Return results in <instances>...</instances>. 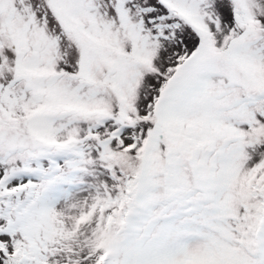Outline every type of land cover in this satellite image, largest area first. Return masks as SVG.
<instances>
[{"label":"rangeland","instance_id":"1","mask_svg":"<svg viewBox=\"0 0 264 264\" xmlns=\"http://www.w3.org/2000/svg\"><path fill=\"white\" fill-rule=\"evenodd\" d=\"M106 248L264 264V0H0V264Z\"/></svg>","mask_w":264,"mask_h":264},{"label":"trees","instance_id":"2","mask_svg":"<svg viewBox=\"0 0 264 264\" xmlns=\"http://www.w3.org/2000/svg\"><path fill=\"white\" fill-rule=\"evenodd\" d=\"M123 15V14H122ZM71 147V146H70ZM74 148V147H73ZM75 149V148H74ZM73 149V151L71 152V153H73V152H75V150ZM63 152L64 151H60L59 152V158L62 156V154H63ZM49 159H50V162H52L53 160H54V158H53V155H56L57 154V152L56 153H54L53 152V154H52V152L51 151H49ZM69 154H70V152H69ZM61 159V158H60ZM52 164V166H51V169H48L49 171H51V173H50V175L52 176V173H57V171H58V169L57 168H59L60 167V164L59 165H57V166H55L57 163H51ZM43 168L42 167H39V173H41V174H43V172H44V170H42ZM54 173V174H55ZM54 176V175H53ZM52 176V177H53ZM36 186H38V184L37 183H35V187ZM35 187H34V191H37V189H35ZM33 188V187H32ZM31 188V189H32ZM30 195H27L26 196V198H28ZM23 197V196H22ZM35 196H33L32 198H30L31 200H28V201H24L23 203H22V207H23V209H21L20 207H19V210L18 211H22L21 213H27V214H29L30 216H31V218H33V213L31 212V208L34 206V202L32 203V200H33V198H34ZM25 198V199H26ZM24 200V198H22V201ZM8 201H10L11 202V204H16V205H18V203H19V200H17L16 199V201H14L11 197H9L7 200H6V202H8ZM30 208V210H27V208ZM19 213V212H18ZM23 213V214H24ZM29 215L28 216H26V218H25V221H24V223H23V225L25 226L28 222H29V220L31 219V218H29ZM38 258V257H37ZM19 260H24L23 259V256H20L19 258H18V260H17V264H20L21 262L19 261Z\"/></svg>","mask_w":264,"mask_h":264}]
</instances>
